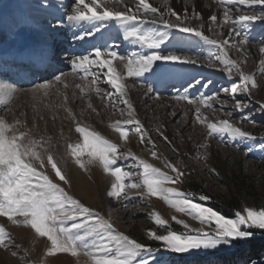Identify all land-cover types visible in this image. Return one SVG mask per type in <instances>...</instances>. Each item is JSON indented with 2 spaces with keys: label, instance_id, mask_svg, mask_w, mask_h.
Returning <instances> with one entry per match:
<instances>
[{
  "label": "snow or ice",
  "instance_id": "6c2138e0",
  "mask_svg": "<svg viewBox=\"0 0 264 264\" xmlns=\"http://www.w3.org/2000/svg\"><path fill=\"white\" fill-rule=\"evenodd\" d=\"M45 3H49V0H45ZM111 3L112 7H109V0H90V2L74 0L71 11L65 14V19L70 24L97 21H117L122 25L158 24L165 29L198 37L214 46L217 51L214 58H208L209 64L214 66L218 61L222 66L220 70L225 72L229 79L235 73L240 77L239 82L208 95H193L185 91L171 95L169 98L177 102L186 101L187 104L193 105L194 122L207 129L208 137L217 139L225 146L239 149L240 145L237 141L257 139L232 122L233 111H239L244 113L239 118L241 122L248 120L255 123L251 120V114L245 113L244 110L250 107V89L257 88V81L254 76L243 72L237 66L236 61L230 59L229 52L232 50L246 51L244 46L249 42L247 30H242L240 26L264 20V11L257 14L240 13L239 5L264 6V0H218V6L223 8L222 20H218L215 13L205 18L194 6L191 9L185 6L177 11L167 4V0L163 5V11L149 3V0H134L132 6L124 4L123 0H111ZM227 5H237L235 12L240 14L233 16V10ZM121 6L123 11L115 10ZM205 25H207V31L213 33L214 37L205 35ZM225 27L228 28L226 36ZM95 31H100V28H96ZM93 34L94 32L86 33L77 39H84L85 36ZM128 38H134L140 45L150 49H159L165 43L164 40L154 39L147 34L138 35L135 31L126 32L125 39ZM260 52L264 53V47L260 48ZM114 61H119V64L114 65ZM157 62L199 64L200 59H189L177 55L162 56L159 53L146 56L133 53L128 57H123L113 48L107 50L97 48L87 54L74 56L70 60L72 74L80 79H84L90 69L95 67L96 70L91 72L92 78L88 83L97 85L95 88L97 95L104 92L106 96H101V99H108L113 105L118 102L126 107L127 115L122 123L129 127L122 128L121 121L112 125L113 129L119 133V139L126 140L129 133L134 134L140 144L148 147L152 157L159 159L168 171H162L161 168L138 157L133 151L123 149L118 142H111L95 131H88L76 120L71 109H68L69 116L76 123L75 131L82 137V143L68 145L75 158V163L80 168H85L86 164L81 157L86 155L90 158L87 161L88 164L96 163L104 173L114 177L111 190L107 192V195L122 198L126 202L125 207L134 202V198L128 195L122 196L128 188L130 191L137 190L141 200L146 197H158L176 212L183 213L193 221L199 222L200 227L194 228L173 216L175 223L182 225L185 231L168 230L166 235H157L153 231H148V238L162 242L165 251L191 255L214 253V250L220 249L221 246L231 248L235 241L250 240L255 235L250 229L264 232V208L259 210L245 208L243 213L239 211L235 213L236 218H228L206 206L210 197L201 195L199 199L205 203H198L192 199L190 193L168 187L170 184L182 183L185 170L180 167L179 163L166 160L158 153L155 141L148 135L147 129L135 114V108L128 97L125 73L117 71L122 66L127 70L128 78L135 77L146 92L152 93L153 98L163 99L162 95L154 92L140 79L145 73L151 71ZM64 75L62 72L56 74L52 81L35 85L34 90H47L50 87L59 90L61 85L66 88V80L62 79ZM101 80L109 86L108 89L98 87ZM76 87H81V85H76ZM203 87L207 88L208 84ZM221 92L231 94L234 102L233 109H225L224 105L227 101H220V106H216L215 101ZM238 94H247L249 99L237 100ZM65 99H67L66 96ZM88 107L92 108L91 103ZM202 107L212 113L222 112L227 118L210 120L201 111ZM92 110L96 111L94 108ZM119 110L123 113L125 108ZM258 111L264 114V103L259 104ZM157 131L161 139L172 147L173 152L178 153V149L172 145L165 132L161 129ZM253 147H257L260 152L264 153V142H262L258 146L250 145L244 150V154L247 156L253 151ZM118 161L121 162L119 166H117ZM124 161H136L128 167H142V183L136 182L135 172L124 170L122 166ZM49 165L51 172L47 171ZM209 171L219 175L214 168ZM52 173L55 175L53 176ZM57 178L64 184L69 183L66 175L62 174L59 162L50 151L45 138H37L33 130L19 119L9 123L5 118L0 117V217H7L13 225L30 227L37 236L46 237L50 242L49 255L70 253L76 256L82 252L93 258V264H154L156 257L152 248L121 233L113 223L73 198L64 187L56 182ZM152 216L156 224L166 223L158 214L152 213ZM68 221H72L70 226ZM12 242L4 225L0 224V248L11 250L9 244ZM17 254L16 251H12V256L15 257ZM156 264L159 262L156 261Z\"/></svg>",
  "mask_w": 264,
  "mask_h": 264
},
{
  "label": "rangeland",
  "instance_id": "374dc122",
  "mask_svg": "<svg viewBox=\"0 0 264 264\" xmlns=\"http://www.w3.org/2000/svg\"><path fill=\"white\" fill-rule=\"evenodd\" d=\"M216 1L218 2V0ZM14 2L15 0H0V22L6 14H10L9 12L7 13V11L10 10ZM227 7L233 10V16L248 12L257 14L264 11V6L262 5H239L240 13L235 12L237 5H227ZM14 17L16 19L19 18L17 14H15ZM56 23L58 24V21ZM240 27L242 30H247L246 34L249 42L244 46L246 51L234 52L235 56L233 58L230 56L231 53L229 52V57L236 61L237 66L243 72L254 76L257 81V88L250 89V107L244 110L245 113L251 114V120H254L255 123H251L248 120L241 122L239 118L244 113L239 111H233L232 122L243 131L257 137L255 141H237L240 145L238 149L233 146H225V144L220 143L217 139L208 137L207 129L201 124L194 122V106L187 104L186 101H180L181 103L185 102V104H182L183 106L181 108L172 107L163 114L155 113L154 117L152 114H143L144 118L147 120L149 119L148 121L151 122V125L154 124L151 126L149 134L151 139L155 141L158 153L166 160L179 163L180 167L185 170L182 183L170 184L168 187H172L177 191L190 193L192 199L198 203H205L199 199L201 195L210 197L206 206L228 218H236L235 213L237 211L243 213L245 208L250 207L256 210L264 208V153L260 152L257 147H253V151L247 156L244 154V150L250 145L258 146L260 143L264 142V114L258 111L259 104L264 103V63H261V61H264V53L260 52V48L264 47V20H259L254 24H246ZM128 31H135L138 35L147 34L154 39L164 40L165 43L162 44L159 49H150L146 47L149 50L141 53L138 47L140 44L134 38L131 40L130 38L125 39L126 33L124 35L123 33L118 34L119 36L117 37L111 36L110 39L112 40L114 38V41L109 48H113V50L117 51L123 57H128L133 53L144 56L159 53L162 56L177 55L189 59H200L199 64L157 62L156 67L152 68L151 71L145 73L140 78L145 85L150 86L154 92L159 93L168 101L177 102L174 99H170L169 96L176 93H184L185 91L193 95L216 93L221 88L239 82L240 80V77L235 73L229 79L227 74L220 70L222 66L219 65L218 61L214 66L209 64L208 58H214L217 49L198 37L175 30L165 29L161 25L151 23L132 24L130 27L126 28L125 32ZM2 34L4 37L1 35L0 30V44L4 38L2 43L3 47L6 42V33L2 31ZM72 37H74V35H72ZM67 38L70 39L71 42L76 40L75 37L71 38L67 36ZM53 43L54 41L51 42V46ZM127 43L130 45L129 47H127ZM65 44H67V41L62 45L61 42H56L55 45L58 46L53 49L57 55L54 60L59 63L60 73L62 72L65 74L62 78L72 74L70 64L72 58H68L65 61L59 58L66 56V50L63 52L62 50L59 51L64 48L63 46H65ZM75 44L76 42L73 45ZM60 45L61 47L58 48ZM86 48L87 47H83L81 49L82 53L79 51L81 54H78L75 48H73L72 51L75 52V55L77 54L80 56L85 54L83 51H86ZM88 49L89 51L95 50L91 48ZM92 58H94V56ZM256 59L260 62L257 63L258 61L256 62ZM61 61L67 63L64 65L65 67L61 66L63 65ZM129 79L142 86L136 81L135 77ZM52 80L53 77H49L43 82ZM43 82L39 81L30 86H23V88H19V91L33 90L32 92H35V85ZM205 84H208L207 88L203 87ZM9 86L10 84L7 83L5 88H9ZM98 87L101 89L109 88L106 83H102ZM33 95L34 94L28 96V99H21V105L18 104V106L16 105L17 100H11V104L7 109L11 113L22 114V118L32 116L33 119H30V125L36 126L38 121L41 120V116L38 112L39 102L37 97H33ZM95 95L101 99V96H106V93L101 92L100 95ZM82 96L85 99L87 98V95ZM236 99L248 100L249 97L247 94H238ZM149 100H156L153 98L152 93ZM13 101H15V103H13ZM101 101L102 107L110 110L113 114L112 118L117 119L118 113L113 110L124 108V105L118 102L113 105L108 99H101ZM220 101H227L224 105L226 110L234 108V102L232 101L230 93H220L217 101H215L217 107L220 106ZM75 105L78 107L80 103H75ZM148 106H150V104L146 103L145 107L148 108ZM201 111L205 113L210 120L227 118L223 116L222 112L212 113L210 110L203 107ZM125 112L126 110L122 116L123 118L127 115ZM8 113L6 112V114ZM78 117L80 118L81 116ZM127 127L123 126L122 128ZM40 129L43 131L47 130V135L51 133L44 124ZM157 129H161L165 132L171 140L172 145L178 149V153L173 152L172 147L161 139ZM49 137L50 135L45 136V140L48 143L51 139ZM134 139L139 141L134 134L129 133L127 139L119 144L123 149L127 150L129 144ZM201 145L204 146L201 147ZM141 146L142 149L139 154L144 155H142L143 159L145 158L144 160L153 164L155 167L161 168L162 171H168L164 168L159 159L152 157L148 147ZM135 163L136 161H124L122 162V166L124 170L135 172L137 174L135 176L136 182L142 183V167H128L129 164ZM119 165H121L120 161L117 162V166ZM212 168H214L219 175L210 172L209 169ZM112 179L114 180V177H112ZM125 183L127 184V180ZM61 186L64 187L73 198L78 199L84 204L82 202V200L85 201L84 198L74 194L76 188ZM110 190L111 187H103L96 194L97 197L95 199V201H97L98 198L105 204L107 208L105 217L102 212L95 210L93 206L89 204L84 205L92 208L105 220L113 223L116 229L120 227L125 235L135 238L138 242L144 243L152 248L155 252L156 261H158L159 264H253V262H255V264H264V254H262L259 259L249 260L247 258L250 247L254 243H264V232L256 229H250V231L255 233L250 240L235 241L231 248L221 246L220 249L214 250V253L191 255L175 254L165 251L162 242L148 238V231H153L157 235H166L168 230L176 232L185 231L182 225L175 223L173 216H175L176 219L183 220L194 228L200 227L199 222L193 221L183 213L176 212L175 209L170 208L165 201L158 197H146L144 200H141L137 190L130 191L128 188L125 189V193L122 194V196L128 195L134 198V202L125 207L124 205L126 202L122 198L108 197L107 192ZM94 191H96V189H94ZM152 213L158 214L166 223L164 225L156 224ZM67 223L70 226L72 221H68ZM26 228L29 229V231L32 230L30 227ZM31 232L32 235L26 232L23 237L8 233L13 241L9 244V249L11 250L0 248V252L7 256H12V251H16L18 254L15 257H19L26 261H23L22 264H93V258L84 255L82 252L78 253L76 256H72L70 253L49 255L48 249L50 247V242L47 241V238L37 236L34 230ZM20 241H24L28 246H25L22 250L17 249L18 242ZM156 261H154V264H156Z\"/></svg>",
  "mask_w": 264,
  "mask_h": 264
},
{
  "label": "bare ground",
  "instance_id": "6f19581e",
  "mask_svg": "<svg viewBox=\"0 0 264 264\" xmlns=\"http://www.w3.org/2000/svg\"><path fill=\"white\" fill-rule=\"evenodd\" d=\"M88 2H90V0H88ZM73 3L74 0H49V3H45V0H15L10 8L11 11H7V13L9 12L10 14H6L0 22L1 35L4 37L2 31L3 33H6V42L4 46L2 47L4 38L0 44V48L2 47L0 50V117L5 118L9 123H13L17 119L25 122L27 127L33 130L37 138H45V136L50 135L49 138L51 139L48 143L49 149L54 155L56 161L59 162L62 174L66 175V178L69 181L68 184H64L63 181H60L57 178L56 182L63 186L76 188L74 194L84 198L85 201L82 200L84 204L93 206L95 210L102 212L105 217L107 208L102 200L97 198V201H95L97 197L96 194L103 187H111L114 180L111 176L104 173L96 163L88 164L87 161L90 158L86 155L81 157L82 161L85 162L86 167L83 169L80 168L75 163V158L72 156L70 149L68 148L69 144L75 145L76 143H82V137L75 131L76 124H74L75 122L69 116L68 109H71L76 116V120L79 121L81 126L86 127L88 131H95L104 139L111 142L121 143L124 141L119 139V133H117L112 127L117 121H121V127H127V125H123L122 123L124 112L121 113L118 108L113 110L118 113L117 119H113L112 112L103 108L101 99L95 95L97 94L95 91L97 85H90L88 83L92 78L91 72L96 70L95 67L90 69L89 74L85 76L84 79H80L73 74L62 78L66 80V88L61 85L59 90L50 87L47 90L41 89L35 90V92H32L33 90L19 91V88H23L22 86L24 85H33L39 81L43 82L49 77H54V75H56L55 73H60L61 70L58 68L60 67L59 63L54 60L57 56L55 50H53L58 46L55 45L56 42H61L62 45L67 41V44H65L66 46L59 50H62V52L66 50V56L59 57L58 55L60 60L65 61L68 58L71 59L74 57L75 52L72 51L73 48L78 51V54L82 53L81 49L83 47H87L86 51H83L85 54L91 52L88 48L93 50L97 48L101 50L110 49L111 47L109 48V46L114 41V38L111 40L110 37H117L119 36L118 34L122 33L124 35L126 33V28L132 25H122L117 21L81 22L79 24H70L66 21L65 14L66 12L71 11V5ZM123 3L132 6L134 0H123ZM149 3L160 8L161 11L164 10L163 5L165 0H149ZM167 4L175 8L177 11L182 10L185 6L189 9L194 6L204 15L205 18L212 13H215L218 20H222L223 8L218 6L216 0H167ZM109 7H112L111 0H109ZM115 10L123 11V7L121 6ZM15 14L19 16L18 19L14 17ZM57 21L58 24L56 23ZM96 28H100V31H95ZM93 32V35L85 36L84 39H77V37L84 35L85 33ZM227 32L228 28L225 27V36L227 35ZM204 33L205 35H213L214 37L213 33L207 31V25H205ZM72 35H74L76 40L71 42L67 36L74 38ZM131 39L132 38H130V40ZM53 41L54 43L51 46V42ZM75 42L76 44L73 45ZM61 45L58 48H60ZM129 46L130 45L127 43V47ZM138 47L141 53L149 50L141 45ZM79 51L81 53H79ZM234 52L237 51H230L232 55L229 53L232 58L235 56ZM75 56L78 55L76 54ZM256 62L259 63L260 61L256 59ZM61 63L63 62L61 61ZM113 63L116 65L119 64V61H114ZM53 64L56 65V68L51 67ZM66 64L67 63H63L61 66L65 67L64 65ZM156 65L157 64H154L152 68L156 67ZM43 66H45L46 70L42 74V79H39L40 73L35 75L34 70L37 68L41 69ZM117 71H123L125 73V83L128 85V97L135 108L136 116L141 120L145 129H147L149 136L151 126L154 124L151 125V122L148 121L149 119L147 120L144 118L143 114H152L154 117L155 113L163 114L169 108H181L183 106L182 104H185V102H171L165 98L150 101L149 97L151 93L146 92L143 86H140L129 79L126 76V69L121 66ZM16 81H21L22 84L19 86ZM7 83L10 84L9 88H5ZM102 83L104 82L101 80L99 85ZM76 85H81V87H76ZM32 94H34L33 97H37L39 102L38 112L41 116V120L38 121L36 126L30 125V119H33L32 116L22 118V114L11 113L7 109L11 104V100H17L16 105L18 106V104L21 105V99H26ZM82 95H87V98H83ZM65 96L67 99H65ZM13 103H15V101H13ZM75 103H80V105L77 107ZM89 103L92 105V108L90 109H88ZM146 103L150 104L148 108L145 107ZM93 108L96 111H93ZM124 108L126 110L125 113L127 114V109L125 106ZM6 112L9 113L6 114ZM78 116L81 117L79 118ZM43 124L51 131L50 134L48 133L47 135V130L43 131L40 129V127H43ZM141 149L142 146L136 139L132 140L127 148V150L133 151L138 157L143 158L144 155L139 154ZM47 171L51 172L50 165L48 166ZM52 175L54 176L55 173H52ZM93 188L96 189V191H94ZM0 224H3L6 231L11 235L23 237L26 232H28L29 235L32 233V230L29 231V229L23 225H13L7 220V217H0ZM117 230L125 234L120 227H118ZM25 246L28 245L24 241H20L18 242L17 249L22 250ZM23 261L25 260L19 257L7 256L0 252L1 264H22Z\"/></svg>",
  "mask_w": 264,
  "mask_h": 264
},
{
  "label": "trees",
  "instance_id": "16d2710c",
  "mask_svg": "<svg viewBox=\"0 0 264 264\" xmlns=\"http://www.w3.org/2000/svg\"><path fill=\"white\" fill-rule=\"evenodd\" d=\"M264 254V243H254L249 250V260L259 259Z\"/></svg>",
  "mask_w": 264,
  "mask_h": 264
}]
</instances>
